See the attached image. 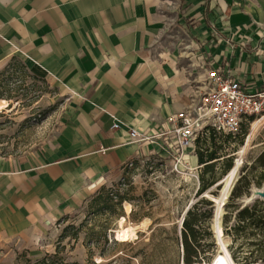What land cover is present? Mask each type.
<instances>
[{"label":"crops","instance_id":"obj_1","mask_svg":"<svg viewBox=\"0 0 264 264\" xmlns=\"http://www.w3.org/2000/svg\"><path fill=\"white\" fill-rule=\"evenodd\" d=\"M176 21L192 51L158 57L155 46ZM11 59L64 103L38 151L0 157L1 246L30 243L128 164L163 155L174 137L170 117L199 103L210 69L263 91L264 0H0V63ZM132 130L154 143L134 140ZM224 136L203 134L182 153L169 144V154L219 180L232 156L212 140Z\"/></svg>","mask_w":264,"mask_h":264},{"label":"rangeland","instance_id":"obj_2","mask_svg":"<svg viewBox=\"0 0 264 264\" xmlns=\"http://www.w3.org/2000/svg\"><path fill=\"white\" fill-rule=\"evenodd\" d=\"M189 34L177 21L174 22L155 46V55H181L192 51ZM2 99L8 102V108L0 113V157L24 158L38 151L51 138L59 122L64 103L62 94L48 81L32 76L21 61L11 59L0 63ZM249 129L250 125L244 127L241 138L219 140L218 145L234 159L233 166ZM171 138L160 146L165 152L163 155L156 153L128 164L98 187L77 210L51 225L30 243L19 240L0 245V264H97L96 256L102 258L100 264H182V221L192 206L209 199L204 194L197 195L201 177L178 164L169 154ZM263 152L264 125L238 173V180L244 178L241 184H252L250 195L235 199L234 203L244 207L258 201L264 212V159L260 158ZM214 176L217 175L207 174L206 179ZM216 190L206 193L212 195L211 192ZM222 190L223 187L212 196H222ZM215 204L210 222L212 236L202 232L205 236L200 247L205 252L202 264H210L221 251L214 230ZM200 208L202 212L210 210L208 206ZM225 214L230 216L228 230L232 228L234 234L237 209L232 205L227 209L224 205L219 210L222 229ZM126 227L135 228L136 235L128 242H120L116 235ZM246 231L251 235L244 238L241 233L235 243L231 236L224 235V239L231 240L227 248L232 258L233 250L240 257L251 252L256 254L257 246L253 242L260 236L252 228ZM212 240L213 246L210 245ZM233 260L235 264H264V260L253 258L248 262Z\"/></svg>","mask_w":264,"mask_h":264},{"label":"built area","instance_id":"obj_3","mask_svg":"<svg viewBox=\"0 0 264 264\" xmlns=\"http://www.w3.org/2000/svg\"><path fill=\"white\" fill-rule=\"evenodd\" d=\"M207 78L208 90L199 103L170 117L169 134L174 135L170 147L181 153L193 146L200 135L207 134V127L219 135L235 138L244 126L251 125V119L264 114V90L248 92L238 79L219 69H210ZM113 128L118 129L119 124L115 123ZM130 135L134 140L154 143L153 135L143 136L136 130ZM181 157L182 154L175 158L178 164H181Z\"/></svg>","mask_w":264,"mask_h":264},{"label":"trees","instance_id":"obj_4","mask_svg":"<svg viewBox=\"0 0 264 264\" xmlns=\"http://www.w3.org/2000/svg\"><path fill=\"white\" fill-rule=\"evenodd\" d=\"M254 119H251V122ZM247 126V125H246ZM245 127V126H244ZM243 127V129H244ZM205 130H208L211 132V134L216 133L214 129L211 127L205 128ZM244 134V130H242V133L233 138L230 135H225L224 138H231V139H237L241 138ZM201 136L200 135L196 143L201 142ZM212 144L216 148H222L221 146L218 145L217 140H212ZM211 159H214V155L212 154ZM214 157V158H213ZM261 159H264V152L260 156ZM202 161V159H200ZM229 161H226L224 164L223 171L220 174V179L219 180H214L215 176L212 177V181L204 180V178L201 176V183L200 187L198 189L197 195H203L206 192L212 190V188L223 178V176H226L228 172L231 170L233 167V158H229ZM212 174V172H210ZM244 178H241L238 180L237 184H235L234 188L231 191L230 197H229V202L225 204L226 208H230V206H235L237 209V214H236V219H237V225L234 226V234L231 233V229L228 230L227 226V220L230 219L229 214H225L223 216V234L224 235H229L232 237L233 243L237 241L238 235L241 233L244 234V238H248L250 233H248L246 230L247 229H254L256 233L259 234L260 238L257 240V242H253L256 246L257 249L254 252H251L250 255H244L240 257L237 255L234 250L232 251L233 258L237 261H245L248 262L251 258L253 259H260L264 260V212L262 209V206L259 207L258 201H255L253 204L240 207L236 203H234L235 199L242 198L243 196H249L250 195V189L251 185L249 183L246 184H241L243 182ZM258 186V184H255ZM222 186L217 187L216 191H212V195H217L219 190L221 189ZM208 206L210 207V210H207L205 212H202L200 207ZM214 215V202L211 200H206L203 199L199 201L197 204L192 206L186 213L184 221H183V227L180 232V239H181V245L183 248V263L185 264H195V263H201L202 261V255L205 254V252H202L200 250L201 243L203 238L205 237L202 232L208 233L209 236H212L211 233V220ZM254 234V233H253ZM211 246L214 245V241L212 240Z\"/></svg>","mask_w":264,"mask_h":264},{"label":"bare ground","instance_id":"obj_5","mask_svg":"<svg viewBox=\"0 0 264 264\" xmlns=\"http://www.w3.org/2000/svg\"><path fill=\"white\" fill-rule=\"evenodd\" d=\"M6 108H8V102L3 99L0 100V113ZM263 125H264V114L262 115V117H258L251 122L250 129L245 136V141L241 145L240 150L237 152V159L234 163V166L231 168V170L228 172L225 178L221 181L223 182L222 196L214 197L208 193H205L204 195L206 196V198L213 200L217 205L216 220L214 222V230L219 240V243L221 245V251L214 257V259L212 260L210 264H235L231 256V253L227 248V245L228 243H230L231 240L224 239L223 229L221 228L219 224V219H218L219 210H221V208L225 205L226 200L228 199V196L230 194V191L238 179V173H239L240 167L242 166L244 162L245 155L247 151L250 149L253 140L258 135ZM135 235H136L135 228L126 227L118 231L116 235V239L120 242H128ZM94 261L95 263L100 264L102 262V258L100 256H96ZM182 264H185V263H182ZM199 264H202V263H199Z\"/></svg>","mask_w":264,"mask_h":264},{"label":"water","instance_id":"obj_6","mask_svg":"<svg viewBox=\"0 0 264 264\" xmlns=\"http://www.w3.org/2000/svg\"><path fill=\"white\" fill-rule=\"evenodd\" d=\"M238 180V179H237ZM236 183V182H235ZM219 186H222V184H216L212 189H214V188H217V187H219ZM234 186H235V184L233 185V188H234ZM232 188V189H233ZM232 189H231V191H232ZM230 191V192H231ZM205 195V194H204ZM203 195V196H204ZM204 197H206V196H204ZM207 199H209V198H207ZM209 200H211V199H209ZM212 202H214L213 200H211ZM215 203V202H214ZM215 207H217V205L215 204ZM187 213V212H186ZM186 215V214H185ZM183 221H184V219H183ZM183 221H182V223H183ZM216 234V233H215ZM216 237H217V235H216Z\"/></svg>","mask_w":264,"mask_h":264}]
</instances>
